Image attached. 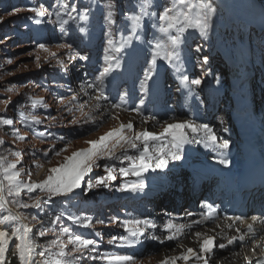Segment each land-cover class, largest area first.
<instances>
[{
    "label": "rangeland",
    "instance_id": "rangeland-1",
    "mask_svg": "<svg viewBox=\"0 0 264 264\" xmlns=\"http://www.w3.org/2000/svg\"><path fill=\"white\" fill-rule=\"evenodd\" d=\"M139 2L140 0H0V119L13 121L11 125L0 124V141H3V143H0V157H7L6 163H14L16 157L10 153L21 152V160L17 164V169L24 170L21 176L22 180L37 182L42 180L47 175L49 168L62 162L63 156L70 155L72 151L77 149L87 147L86 140H96L113 128L119 127L121 123L127 124L130 122V118L121 122L120 116L125 118L130 115V117L142 120L148 117L134 111L135 107L132 109L127 108L122 101L113 99L111 103L101 101V107L92 111L93 117L97 120L96 125L83 123L73 125L69 123L73 116L82 119L81 111L77 110L80 105H84L83 111L85 112L94 106L95 102L90 97L94 96L95 92L87 89L86 84L97 82L96 78L102 70L94 74L88 72L96 59L101 60L100 64L103 68L105 66V55H113L120 59L122 66L124 56L131 55L137 49L145 48L151 52L152 45L147 41L152 39L153 35L157 37L162 35L152 28L150 18L145 17L142 22V29L139 30L141 40L133 39L132 44L128 45L121 53L112 51L108 45L109 40H112L118 46L125 37L130 35V29L124 28V24L128 23L124 18V11L131 13L135 10L138 12L139 9L136 8V4ZM167 2L168 0H153L154 5H164ZM206 2H210L215 9L217 7L220 13L218 6H215L211 0H206ZM74 3L81 11L85 6L90 9L88 20L80 21L77 17L75 21L69 20V23L64 25L56 21L54 14L51 17L47 15L37 17L34 12L26 10L29 7L39 8L43 4L49 12L59 11L63 19H69V12L72 16H77V13L71 10V5ZM108 3L112 5L110 9L104 7ZM53 4L57 5L55 9L52 8ZM61 4L68 5L67 9L61 7ZM15 8H20L22 11L9 15ZM149 11H162V7H152ZM109 12H111V24L104 19ZM28 17H32V19ZM217 17L218 12L216 10L206 38L201 37L199 32L193 29H189L184 33L182 43L178 48L179 56H182L180 52L186 48H188V52L196 54L198 61H201L204 56H208L209 53H214L211 37L216 32L217 27L213 24V20H216ZM35 19H39L41 23H34ZM50 20L53 22L50 23ZM219 22L218 19L217 23ZM155 23L159 24L158 18H155ZM143 24H147L146 31ZM80 28H85V32H80ZM172 34L175 35V32L173 31ZM162 42L166 43L167 41L165 39ZM39 44H44L50 52L56 53V57H50L48 52L39 49ZM64 44H71L72 48L60 47ZM37 56L40 57V67L36 66ZM57 60L64 62V68L58 65ZM8 61H11V63ZM118 69H114L112 72ZM111 73L103 80L102 87L104 90ZM8 88L12 90L7 91ZM81 89H85L89 95H84ZM73 95H77L79 99L74 104H69L68 100ZM37 98H43V104L33 108L32 100ZM4 101H10L7 108H5ZM61 101H64V103L61 104ZM107 104L109 107L108 114L104 112L105 115L101 117L102 106ZM112 104H121V107L112 108ZM69 107L73 108V112L69 113L67 111ZM33 115L41 119L42 123L32 124L31 116ZM52 117H55V120L51 119ZM171 117L170 115L163 118L148 119L152 120L148 131L158 134L162 131L165 123L183 121L177 117ZM29 124H31V127H29ZM132 124L136 125L134 122ZM133 129L134 131H141L137 127H133ZM42 131L45 132V136H38V133ZM49 132L52 135H47ZM126 134L130 135L131 133L126 132ZM17 136H23L24 139H17ZM60 136H64L65 140L60 141ZM161 142L168 143L167 137L156 143ZM66 143L68 144V151L62 153L60 157L51 152L47 157L44 156V151L51 149L53 146L56 150H59ZM128 154L133 155L136 153L134 150H130ZM98 163L102 165L104 161ZM110 163L117 169V179L109 182V188L93 187L87 189V184L82 182L81 188L74 190L70 197H53L42 211L35 208H13V211L22 212L24 215L29 216L28 221L25 222L33 227L34 238L38 245H44L47 241L56 239L61 227H70L72 231L81 234L84 238L95 239L99 242L97 251L86 253L78 261H74V264H108L106 260H91L88 258L100 253L130 255L135 258L133 264H159L161 260L173 256L171 252L174 255L180 253L181 247L178 246L184 245L189 235L187 233L184 235L182 232L177 240L168 241L164 239L168 235L164 231L166 223L169 221L179 225H184V223L180 220H172V213L167 212V208L163 209L161 206L163 203L160 201L165 197V194L170 193L176 187L173 179L176 178L175 175H178V173H173L171 170L166 171L167 169L163 173H161L162 170L158 169V171L152 173L150 169L142 177L120 176L118 172V168L121 166L120 162L111 161ZM122 166L127 167L128 162L125 161ZM29 172L31 173L30 178L28 176ZM94 173L100 176L105 175L102 167L95 168ZM89 177L94 183L96 175L90 173ZM89 177H85V180L87 181ZM140 179H143L145 185L142 190L116 191V188L121 184L135 183ZM82 189H86V191H82ZM34 195L44 197L45 194L36 190L35 193L22 194L15 199L30 203L29 196ZM8 199L12 201L14 198L8 197ZM9 207H13L11 203ZM6 214V212L0 213V215ZM32 215H35L37 219L31 220ZM58 216L60 219L56 220ZM69 216L91 217L92 227L84 228L73 224L68 219ZM113 219H115V223H113ZM131 219L148 220L155 224V227L149 228L142 225L141 228L145 235L139 238V243L132 246H119V241L109 245L107 241L111 236H127V233L119 225L122 221ZM100 220L104 223H99ZM52 221H56V223H52ZM41 225H43L42 230L46 234L35 236L36 229L40 228ZM49 229H52V231H48ZM96 232H99L100 235L97 236ZM148 235H155L158 239H147ZM61 238L66 239V237ZM161 240H163V243L160 242ZM220 243L225 244V241L216 244ZM40 250L38 247L37 252ZM218 250L219 254L214 256L217 260L224 255L221 253L220 248ZM9 252L13 256L12 250ZM197 253H199V250ZM13 261L18 264L15 256H13ZM177 263L185 264V261L179 260Z\"/></svg>",
    "mask_w": 264,
    "mask_h": 264
},
{
    "label": "snow or ice",
    "instance_id": "snow-or-ice-1",
    "mask_svg": "<svg viewBox=\"0 0 264 264\" xmlns=\"http://www.w3.org/2000/svg\"><path fill=\"white\" fill-rule=\"evenodd\" d=\"M56 4L52 5L55 9ZM61 7L67 9L68 5L61 4ZM105 8H111L110 3L104 5ZM156 7L161 8L162 11H149L150 8ZM136 8L139 9L138 12L133 10L131 13L129 11H124V18L128 22L124 24L125 29H130V35L123 39V42L119 43L118 46L113 43L112 40L108 41V45L115 53H121L122 50L126 49L128 45L132 44L133 39L141 40L139 30L142 29V22L145 17L150 18L152 28L156 29L157 32L162 34L160 37L155 35L152 39L148 40L147 43L152 45L151 48V60L149 61V67L145 69L143 78L141 80L140 88L141 92H148L150 90L149 80L153 78V69L157 66V61H163L172 67L176 66V61L180 59L179 57V45L182 43V37L184 33L193 29L198 31L201 37L206 38L211 28L213 15L216 11L215 7L206 0H168L164 5H154L153 0H140L136 4ZM29 12H34L37 17L49 16L53 14L56 17V21L64 25L69 23V20L75 21L78 17L80 21L88 20V13L90 9L85 6L83 10H79L78 6L74 3L71 5L72 12H76L77 16H72L71 12L68 13L69 19H63L59 11L49 12L43 4L39 8L29 7L26 9ZM22 9L15 8L9 15L20 12ZM111 12L104 17V19L111 24L110 19ZM32 19V17H28ZM155 18H158L159 24L155 23ZM36 24L41 23L39 19L33 21ZM50 23L53 21H49ZM143 28L147 30V24H143ZM80 32H85V28H80ZM173 31L175 35H173ZM107 35V33H105ZM166 39V43L162 40ZM155 41V43H153ZM60 47H65L68 49L72 48L71 44H64ZM38 48L44 52H48L50 57L55 58L56 53L50 52L44 44H39ZM70 58H72L70 56ZM40 57L37 56V67L39 64ZM11 63V61H8ZM203 62L206 64L208 62V57H203ZM58 65L64 68V62L62 60H57ZM104 67L99 72L96 78L97 82L87 83L86 88L91 89L95 92L94 96L90 98L95 102L92 109L85 112L83 111L84 105H80L77 110L81 111L82 119H77L73 116V119L69 121L70 124L79 125L81 123L87 125H96L97 120L92 115V111L99 109L101 107V101H108V96L105 95L103 85V80L108 76L114 69H118L121 66L120 59L113 55H105L104 57ZM177 71L179 68L177 67ZM182 82L188 81L189 77L187 75L181 76ZM201 79H192L190 81L191 85L199 86L201 85ZM11 91V88L6 89ZM84 95H89L85 89H81ZM191 91V89H190ZM79 97L73 95L68 100L69 104H74ZM123 101V97H121ZM10 101H4L5 108ZM61 104L64 101L60 102ZM43 104V98H37L32 100V107L36 108L38 105ZM143 104V100H141ZM46 107V105H45ZM112 108H120L121 104H112ZM69 113L73 112V108H67ZM139 113L140 108L134 109ZM101 117L105 115L101 112ZM51 119L55 120V117ZM148 119H154V117H146L144 122L146 123ZM13 123L10 119H0V124L11 125ZM32 124H41L42 120L36 116H31ZM31 127V124H29ZM126 130L130 135L126 134ZM188 132L194 134L202 133L201 139H197L196 143H203L206 148L212 147L214 150L216 147L222 150H227L229 148V142L224 140L222 143L217 145V136L213 129L206 123H196L192 120L174 121L172 123H165L163 125L162 131L157 133L150 132L148 130L134 131L132 122L127 124L121 123L119 127L113 128L112 130L106 132L96 140H86L85 143L88 145L85 148H80L72 151L70 155L63 156L62 162H59L57 166L51 167L47 170V175L40 181H24L21 176L24 173L23 169H17V164L21 160V152L15 151L10 154L16 157V161L6 163L7 157H0V213H7L6 215H0V264H10L6 253L12 250V255L18 260V264H74V261H78L81 257H84L86 253L97 251L99 242L95 239L84 238L81 234H77L72 231L70 227H61L59 234L56 239H52L46 242L44 245H38L33 234V227H30L28 223L29 216L24 215L22 212L13 211V208L29 209L35 208L38 210H43L44 206L48 205L53 197H70L74 193V190L80 189L82 182L87 184V189L93 187H103L109 188L110 181L117 179L116 171L117 169L110 163L111 161H119L120 167L118 172L120 176H135L142 177L144 173L148 172L150 169L156 171L157 169L163 170L168 167L170 160H179L181 146L188 141ZM15 135V133H14ZM47 135H52L51 132ZM38 136L44 137L45 132H39ZM164 137H171L168 143H156L161 141ZM17 139L23 140V136H17ZM60 141H64L65 137L60 136ZM3 143V141H0ZM119 150V151H118ZM134 150L136 154L129 155V151ZM68 151V144L66 143L63 148L59 150L55 149L53 146L51 149L44 151V156L47 157L49 152L53 153L55 156L60 157L62 153ZM99 161H104L101 165ZM128 162V166H122L124 162ZM220 164L227 166L229 161L227 159L221 158L217 161ZM39 167V165H37ZM102 167L105 175L100 176L94 173L95 168ZM92 173L96 175L95 182L91 181L89 174ZM29 178L31 173H28ZM85 177H89L86 181ZM143 179L138 180V182L131 184H121L116 191H137L144 188ZM39 190L40 193L45 194L44 197L40 195L29 196V202H21L19 199L22 194H31ZM86 191V189H82ZM8 197H13L12 201H9ZM13 207H9V204ZM187 215H192V213H186ZM215 214V209H210L207 213L205 219H211ZM35 215L31 216V220H36ZM58 216L56 220H59ZM69 220L73 224L79 225L84 228L92 227L91 217H76L69 216ZM228 223L225 227L231 229L237 222L240 225H244L248 232L253 231V223L258 220V217H252L253 223H248L243 217H227ZM103 224L102 220L98 221ZM202 221H194V224H200ZM56 223V221H52ZM115 223V219H113ZM264 223V220H261ZM154 228L155 224L151 221L143 219H131L124 220L120 223V227L124 229L127 236L124 235H113L108 239L107 243L112 245L117 241L120 242L119 246H132L139 243V238L145 235L141 226ZM191 225H187L190 227ZM184 225L175 224L169 221L164 225V231L168 233L164 237L165 240L174 241L184 230ZM219 227V225H217ZM43 229V225L36 229L35 236H44L46 233ZM48 231H52L49 229ZM235 231L238 233L236 236H231L227 238V245H231L236 241L243 242L245 240L244 234L241 233L240 227H235ZM55 235V233H53ZM99 236L100 233L96 232ZM195 236L200 238L203 236L199 243V253H197L193 248H187L180 256L168 257L159 262V264H176L177 260H184L185 262L194 258L196 261H202L203 264H209L208 256L213 253L215 247L224 249L227 245L224 243L216 244L215 237L210 235H203L200 232H196ZM61 237H66L62 239ZM147 239L157 240L155 235H148ZM163 243V240L160 241ZM11 246V247H10ZM70 246V247H69ZM41 250L36 251L37 248ZM38 257V258H37ZM91 260H106L108 264H133L135 258L130 255H109L107 253H100L96 256H89ZM246 264H250L248 258L245 257ZM256 264H264V259L256 261Z\"/></svg>",
    "mask_w": 264,
    "mask_h": 264
},
{
    "label": "bare ground",
    "instance_id": "bare-ground-1",
    "mask_svg": "<svg viewBox=\"0 0 264 264\" xmlns=\"http://www.w3.org/2000/svg\"><path fill=\"white\" fill-rule=\"evenodd\" d=\"M213 1L216 3V5L218 6V8L220 10V16L218 18L219 21H220L219 22V27H218L219 31L217 30L219 32L218 47H220L221 46V39H222L223 36L226 37V33H227V22H228V20H225V12L229 8L231 2H230V0H213ZM102 108H103V112L108 114L107 113V111L109 110L108 104L107 105H103ZM126 119L127 120L129 119L130 122H132V123L133 122L136 123V125H133V127H137L141 131L145 130V129L149 130V125H150V123H152V120H147V122L145 123L144 120H142L140 118H136V117L135 118L130 117V115L126 116L125 118L120 116V121L121 122H124ZM170 140H171V137H167V141L170 142ZM189 152H190L189 142H185L181 146V149H180V157L181 158L179 160H174V161L170 160L169 164H168V167L163 169L161 171V173H163L166 169H167L166 171H168V169H169L173 173L180 174L182 172V168H183V165H184V164L181 165V163H183L184 161H186L188 159L187 153L189 154ZM183 153H184V155H182ZM173 180H175V182H177L178 179H173ZM184 225L186 227H184L183 233H184V235H186V233H187V235H189V238L187 239L185 237L186 240H187L185 242V244L178 246V247H181V250H180L181 252L180 253H177V254L174 255L173 252H171L173 256H180L183 252H185L187 250V248H193L196 252L199 250V243H200V240H202L203 236L200 237V238H197L195 236L196 232H200L203 235H210V236L215 237V243L221 242L224 237L233 236V233H234L232 230H227V227H225L226 224L223 225V224H220V223L218 224L219 227H217V225H216V226H213V228L212 227H202V228H199L197 230L194 229L195 225L193 223V220L189 219L186 222V224H184ZM187 225H191V226L187 227ZM214 228H217L218 231H215ZM225 244H227V240L225 241ZM254 246H255V244H253V245H251L249 247L243 248V249H241V251L239 253H235V254L230 253L229 248H227L225 251H223L224 255L220 256V258L218 260H217V258L215 259L214 256H216V254H219V250H218L219 248L215 247L214 248V253H213L214 255L211 254L210 256H208L209 264H237V263H241V262L244 263L245 262L244 261L245 260V256L243 254L249 255V253H251L253 251V247ZM36 251H37V249H36ZM244 251H247V252L243 253ZM173 256H171V257H173ZM178 261L179 260L176 261V264H178L177 263ZM185 264H203V262L202 261H196L194 258H192L189 261L185 262Z\"/></svg>",
    "mask_w": 264,
    "mask_h": 264
},
{
    "label": "trees",
    "instance_id": "trees-1",
    "mask_svg": "<svg viewBox=\"0 0 264 264\" xmlns=\"http://www.w3.org/2000/svg\"><path fill=\"white\" fill-rule=\"evenodd\" d=\"M6 256H7L8 260L11 261V264H15L14 261H13V256H11L10 252H8Z\"/></svg>",
    "mask_w": 264,
    "mask_h": 264
}]
</instances>
